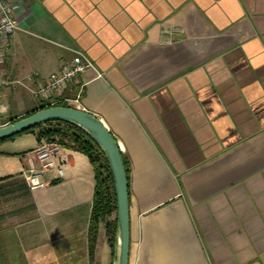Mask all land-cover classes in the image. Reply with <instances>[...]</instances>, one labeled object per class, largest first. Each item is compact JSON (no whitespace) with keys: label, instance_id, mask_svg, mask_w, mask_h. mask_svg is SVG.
<instances>
[{"label":"crops","instance_id":"crops-1","mask_svg":"<svg viewBox=\"0 0 264 264\" xmlns=\"http://www.w3.org/2000/svg\"><path fill=\"white\" fill-rule=\"evenodd\" d=\"M7 1L9 122L76 51L101 75L86 70L65 96L82 88L78 108L129 166V264H264V0ZM41 143H0V264H113L104 222L91 254L87 156L64 148L62 177L29 189Z\"/></svg>","mask_w":264,"mask_h":264},{"label":"water","instance_id":"water-1","mask_svg":"<svg viewBox=\"0 0 264 264\" xmlns=\"http://www.w3.org/2000/svg\"><path fill=\"white\" fill-rule=\"evenodd\" d=\"M51 122H64L83 130L102 150L112 173L117 199V226L113 264H129L128 176L121 146L101 119L78 107L51 106L0 127V141L10 139Z\"/></svg>","mask_w":264,"mask_h":264},{"label":"built area","instance_id":"built-area-1","mask_svg":"<svg viewBox=\"0 0 264 264\" xmlns=\"http://www.w3.org/2000/svg\"><path fill=\"white\" fill-rule=\"evenodd\" d=\"M17 28L18 23L13 16L10 4L7 0H0V127L10 123L5 117L7 103L2 101L1 91L7 82L2 75L1 66L5 60L11 36ZM86 70H93L98 77H101L90 58L83 52L76 51L73 59L60 72L51 74L40 84L35 92L36 97L41 103H49L52 106L58 103H65L67 106L78 107L82 88L78 91L75 99L66 97L65 92L76 83L78 76ZM33 79V76L28 77L30 82ZM63 150L64 148L57 142L42 140V143L35 151L39 167L32 168L24 174L30 190L35 191L46 187L44 174L48 170L52 169L59 177H62L64 167L68 164V159L61 154Z\"/></svg>","mask_w":264,"mask_h":264},{"label":"trees","instance_id":"trees-1","mask_svg":"<svg viewBox=\"0 0 264 264\" xmlns=\"http://www.w3.org/2000/svg\"><path fill=\"white\" fill-rule=\"evenodd\" d=\"M51 106L52 105L49 103L42 102L36 110L32 111L26 116ZM53 106L67 105L65 103H58ZM17 120L19 119H13L10 121V123H13ZM37 131L38 133H36V135L39 142L44 139L48 141H54L63 148L80 152L88 157L95 171V191L89 230L91 254L93 253L100 223H105L107 236L110 243H113L115 241L117 226V199L112 173L102 150L83 130L64 122L46 123L44 125L30 129L22 134L34 133ZM15 137L0 141V143L14 139ZM124 161L129 183L130 169L125 159ZM112 214H115V219L110 221L109 218L112 216Z\"/></svg>","mask_w":264,"mask_h":264},{"label":"rangeland","instance_id":"rangeland-1","mask_svg":"<svg viewBox=\"0 0 264 264\" xmlns=\"http://www.w3.org/2000/svg\"><path fill=\"white\" fill-rule=\"evenodd\" d=\"M35 133H38V131H37V132H35ZM45 141H47V140L45 139Z\"/></svg>","mask_w":264,"mask_h":264}]
</instances>
